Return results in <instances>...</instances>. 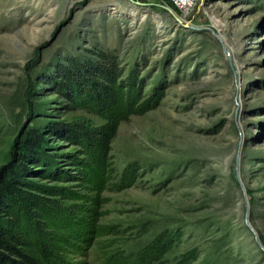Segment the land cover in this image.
<instances>
[{
    "label": "rangeland",
    "instance_id": "obj_1",
    "mask_svg": "<svg viewBox=\"0 0 264 264\" xmlns=\"http://www.w3.org/2000/svg\"><path fill=\"white\" fill-rule=\"evenodd\" d=\"M0 190L37 264H264V0H0Z\"/></svg>",
    "mask_w": 264,
    "mask_h": 264
},
{
    "label": "trees",
    "instance_id": "obj_2",
    "mask_svg": "<svg viewBox=\"0 0 264 264\" xmlns=\"http://www.w3.org/2000/svg\"><path fill=\"white\" fill-rule=\"evenodd\" d=\"M106 71H107L105 72L106 75L111 74L112 72V70L108 68H106ZM4 184H3L4 185L3 187L7 189L8 183H4ZM0 193H3V190H0ZM0 234H1V230H0ZM13 257H16V258L20 257L22 261L19 262L17 259H14ZM0 264H37V263H35L31 258L25 255H21L18 251H16L13 247H11L10 244L5 243L4 241L0 240ZM176 264H183V263L179 261Z\"/></svg>",
    "mask_w": 264,
    "mask_h": 264
},
{
    "label": "built area",
    "instance_id": "obj_3",
    "mask_svg": "<svg viewBox=\"0 0 264 264\" xmlns=\"http://www.w3.org/2000/svg\"><path fill=\"white\" fill-rule=\"evenodd\" d=\"M168 1H170V3H171L174 7L178 8V9L187 10V9H189V8L192 6V4H193V2H194L195 0H188L187 4H186V6H185V9H183L182 6H180V5H181V4H180V3H181L180 0H168Z\"/></svg>",
    "mask_w": 264,
    "mask_h": 264
},
{
    "label": "bare ground",
    "instance_id": "obj_4",
    "mask_svg": "<svg viewBox=\"0 0 264 264\" xmlns=\"http://www.w3.org/2000/svg\"><path fill=\"white\" fill-rule=\"evenodd\" d=\"M180 2H181L180 3L181 4L180 6H182V8L185 9V6H186L188 0H180ZM164 8L166 9V11H170V9H171V7H169V6L168 7H164Z\"/></svg>",
    "mask_w": 264,
    "mask_h": 264
},
{
    "label": "water",
    "instance_id": "obj_5",
    "mask_svg": "<svg viewBox=\"0 0 264 264\" xmlns=\"http://www.w3.org/2000/svg\"><path fill=\"white\" fill-rule=\"evenodd\" d=\"M164 8V7H163Z\"/></svg>",
    "mask_w": 264,
    "mask_h": 264
}]
</instances>
